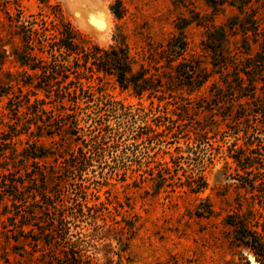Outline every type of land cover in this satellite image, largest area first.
Masks as SVG:
<instances>
[{
	"label": "rangeland",
	"instance_id": "1",
	"mask_svg": "<svg viewBox=\"0 0 264 264\" xmlns=\"http://www.w3.org/2000/svg\"><path fill=\"white\" fill-rule=\"evenodd\" d=\"M116 2L120 17L110 9ZM80 5L89 9L94 20L88 23L77 16ZM235 13L227 4L213 9L207 0H0V50H4L0 57V131H8L14 122L6 109L8 98L14 95L29 94L30 102L44 99L46 111H62L52 92L46 95L34 87L35 78L26 76L33 71L21 66L12 54L22 44V26L39 31L42 27L51 36L62 29V19L70 22L87 45L108 47L121 41L144 64L150 47L165 45L177 34V25L185 26L188 48L184 58L196 59L210 69L209 54L201 44L206 29L210 24H226ZM256 49L253 45V52ZM150 71L155 72L152 67ZM213 80L221 84L214 75L197 92L174 89L151 96H136L102 74L80 80L99 99L120 102L132 111L143 109L148 116L146 124L139 126L154 131L142 139L124 135L116 148H108L99 161H92L77 181L86 192L87 206L97 210L94 224L87 220L77 228L90 238L93 264H174V260L180 264H264L249 249L233 245L231 228L225 222L228 215L237 214L249 224H257L258 231L264 227V195L260 197L257 188L241 187L238 177L251 178L257 170L246 174L237 169L228 153L232 142L243 146L242 132L237 140L231 135L233 129L197 138L195 122L204 112L194 111V107L199 95L209 96ZM62 103L66 108L71 105L66 99ZM185 105L188 114L183 112ZM24 112V107L19 109ZM159 115L173 121V127L167 129V121L159 125ZM219 127L226 130L222 123ZM13 140L18 150L28 147L26 142L50 150L75 149V143L56 134L38 133L33 123ZM44 161L53 163L52 157ZM6 173L0 168V178ZM13 203L6 196L0 201V264H42L39 252L19 231V208Z\"/></svg>",
	"mask_w": 264,
	"mask_h": 264
},
{
	"label": "trees",
	"instance_id": "2",
	"mask_svg": "<svg viewBox=\"0 0 264 264\" xmlns=\"http://www.w3.org/2000/svg\"><path fill=\"white\" fill-rule=\"evenodd\" d=\"M207 3L213 9L227 4L236 10L226 24H210L206 29L201 44L209 54L210 69L196 59L184 58L188 48L185 26L177 25V34L165 45L150 47L147 64L131 56L121 41L108 47L87 45L70 22L62 19V29L51 36L45 35L42 27L39 31L22 26V44L13 48L12 54L21 66L33 71L26 76L35 78L34 87L46 95L52 92L62 111H46L42 107L44 99L30 102L29 94L8 98L6 109L14 122L8 125V131H0V168L8 171L0 178V201L6 196L19 208V231L39 252L42 264H93L90 238L77 228L87 220L94 224L97 210L87 206L86 192L77 181L92 161H99L108 148H116L124 135L142 139L154 132L146 125L139 126L146 124L148 116L143 109L132 111L120 102L99 99L91 86L84 87L80 80L93 74L112 77L120 88L129 89L136 96L164 94L174 89L197 92L208 79L218 75L221 84L213 80L209 96L199 95L194 107V111L204 112L202 119L195 122L197 138L233 129L231 135L237 140L242 132L243 146L232 142L229 157L246 174L257 170L251 178L239 174L240 186L257 188L259 196L264 195V0ZM110 9L116 17L121 16L117 2ZM253 45L257 47L254 52ZM3 53L1 49L0 57ZM151 67L155 72L150 71ZM159 69L162 70L158 73ZM64 99L71 103L67 108L62 103ZM22 107L26 112L19 113ZM188 111L187 106L183 107V112ZM158 118L159 125L167 121L170 124L166 128L173 127L169 118ZM35 119L39 122L35 123ZM31 123L38 133L56 134L61 140L75 143V149L50 150L26 142L28 147L18 150L13 139L29 131ZM221 123L226 130H219ZM47 157L53 159L48 166L44 161ZM225 222L231 228L233 245L249 249L257 261L264 263V227L258 231L257 224H249L237 214L228 215ZM24 226L29 228L24 230ZM174 264L180 263L174 260Z\"/></svg>",
	"mask_w": 264,
	"mask_h": 264
},
{
	"label": "bare ground",
	"instance_id": "3",
	"mask_svg": "<svg viewBox=\"0 0 264 264\" xmlns=\"http://www.w3.org/2000/svg\"><path fill=\"white\" fill-rule=\"evenodd\" d=\"M78 5V4H77ZM75 13L77 14V16L79 15L80 17H82L85 21H87L88 23L91 22L93 18V14L89 11L88 8H86L85 6H77V10L75 11ZM92 19V20H91ZM95 24V23H94ZM86 26V25H85ZM89 26V25H88ZM98 26V25H97ZM95 27V26H92ZM92 27L90 26V28L92 29ZM98 28V27H97ZM95 29V28H93ZM96 33V32H95ZM94 35V34H93Z\"/></svg>",
	"mask_w": 264,
	"mask_h": 264
}]
</instances>
